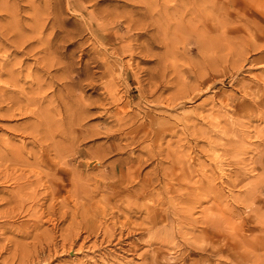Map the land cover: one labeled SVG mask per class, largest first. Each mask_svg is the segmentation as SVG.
<instances>
[{"label":"rangeland","instance_id":"1","mask_svg":"<svg viewBox=\"0 0 264 264\" xmlns=\"http://www.w3.org/2000/svg\"><path fill=\"white\" fill-rule=\"evenodd\" d=\"M263 154L264 0H0V264H264Z\"/></svg>","mask_w":264,"mask_h":264},{"label":"bare ground","instance_id":"2","mask_svg":"<svg viewBox=\"0 0 264 264\" xmlns=\"http://www.w3.org/2000/svg\"><path fill=\"white\" fill-rule=\"evenodd\" d=\"M191 1V0H190ZM205 3V2H204ZM216 5V4H215ZM215 5H213V8H210V9H208V8H203L202 9V11H203V13L204 14H207V13H210V15H211V11H213V10H215V8H217V10H219V7L218 6H215ZM150 6V5H149ZM215 7V8H214ZM205 11V12H204ZM208 15V14H207ZM206 15V16H207ZM145 18H146V16H145ZM206 19V18H205ZM133 21V20H132ZM134 23V22H133ZM136 23V22H135ZM178 23V22H177ZM126 24V23H125ZM142 24V23H141ZM143 26L145 27L146 26V24H143ZM146 28V27H145ZM144 28V29H145ZM213 43V42H212ZM215 44V43H214ZM170 48V47H169ZM7 71V70H6ZM7 72H9V74L11 75V77H12V81H16V77H15V69H14V65H11L10 66V69H9V71H7ZM21 72H18V74H20ZM17 77H18V75H17ZM78 100V99H77ZM79 107V106H78ZM79 116V115H78ZM81 116V115H80ZM78 119V118H77ZM80 119V118H79ZM16 149V148H15ZM13 153H15V155H16V152H13ZM12 153V154H13ZM167 153V152H166ZM151 155V154H150ZM31 156V155H30ZM16 157V156H15ZM263 157H264V154H263ZM145 158V157H144ZM165 158H167L169 161H171V165H170V169H171V167H172V170L170 171V169H166V167H165V169L166 170H168V171H170V172H172L173 170H174V168L175 167H182L181 165H179V164H181L182 163V160L180 159V157H178V156H176V158H174V156H172L170 153H167V155H166V157ZM147 159H150V158H146L144 161H147ZM18 160V159H17ZM21 160V159H20ZM24 160V159H23ZM11 161V160H10ZM44 161V160H43ZM130 161L131 160H129V161H127V164H128V166L131 164L130 163ZM17 162V161H16ZM138 162H139V166L141 165V163L143 162V160H142V158H138ZM201 162V161H200ZM15 163V162H14ZM130 163V164H129ZM29 164V163H28ZM169 166V165H168ZM141 167V166H140ZM203 167V166H202ZM218 169V168H217ZM221 170V169H220ZM12 171V170H11ZM222 171V170H221ZM164 172H167V171H164ZM163 172V173H164ZM223 172V171H222ZM13 173V172H12ZM183 173H185V172H183ZM183 173H181V174H183ZM220 173V172H219ZM51 174V173H50ZM52 174H54L55 176H56V174L55 173H52ZM162 174V173H161ZM41 175H43V174H41ZM49 175V174H48ZM112 175H113V172H112ZM155 176L154 177H152L151 176V178H149V181L147 182L148 183V185L149 184H154L156 181L158 182V181H162L163 180V177L164 176H167L168 177V173H166V174H163V175H160V174H154ZM221 175V178H222V174H220ZM19 176V175H18ZM45 176V175H44ZM46 177V176H45ZM148 177V176H147ZM190 177V176H189ZM18 178V177H17ZM21 178V177H20ZM28 179V178H27ZM39 181L42 179V177L40 176V178H37ZM148 179V178H147ZM174 179V178H173ZM175 179H176V176H175ZM185 179V178H184ZM188 179V178H187ZM192 179V178H191ZM204 179V178H203ZM171 180H172V178H171ZM221 180V179H220ZM27 181V180H26ZM135 181V180H134ZM137 181V180H136ZM183 181V180H182ZM207 184L209 185V184H211V181H213V180H211L210 178H208L207 180ZM32 182V181H31ZM34 182V181H33ZM46 182V181H45ZM142 182H144V181H142ZM185 182H186V180H185ZM189 182V181H188ZM191 182V181H190ZM198 182H200V181H198ZM24 183V182H23ZM47 183V182H46ZM138 183V182H137ZM167 183V182H166ZM182 183V182H181ZM141 184V183H140ZM140 184H138L139 186H140ZM40 185V184H39ZM24 186V185H23ZM142 187V186H141ZM140 187V188H141ZM216 187V186H215ZM144 188V187H143ZM206 188V187H205ZM208 188V187H207ZM214 189V188H213ZM169 190V189H168ZM218 190V189H217ZM217 190H216V192H217ZM170 191V190H169ZM168 191V192H169ZM188 191V190H187ZM221 191V190H220ZM51 192V191H50ZM200 192V191H199ZM215 192V191H214ZM49 193V192H48ZM197 193V192H196ZM211 193V192H210ZM192 194V193H191ZM201 194V193H200ZM55 195V194H54ZM197 195V194H196ZM210 195V194H209ZM208 195V197H205L204 198V195H202L203 197L202 198H204V199H206L207 198V200H208V198L210 197ZM215 195H217L218 197H220L221 196V193H219V192H217ZM199 196V195H198ZM213 196V195H212ZM216 197V196H215ZM198 199H199V197H198ZM217 199V198H216ZM218 199H221L222 200V198L220 197V198H218ZM19 200V199H18ZM199 200H201V199H199ZM192 201H193V199H192ZM217 201V200H216ZM223 201V200H222ZM187 202V205L189 204L190 205V203H189V201H186ZM190 202H191V200H190ZM195 202V201H194ZM203 202V201H202ZM185 203V202H184ZM183 203V204H184ZM95 205V204H94ZM186 205V204H185ZM131 207L130 208H132V207H134L133 205H130ZM157 212V211H156ZM156 212H155V210L154 209H148V214H149V217L151 218V220L153 221V219H154V214H156ZM90 213V212H89ZM92 213V212H91ZM216 214H218V213H216ZM86 218V217H85ZM219 221V220H218ZM81 224V223H80ZM113 224V227L115 228L116 227V225H117V223H116V221L115 222H113L112 223ZM78 225V224H77ZM81 227V226H80ZM102 227V226H101ZM112 227V228H113ZM110 227H108V225L105 227V230L106 231H108V229H109ZM123 227H121L120 229H122ZM76 229V228H75ZM79 229V228H78ZM81 229V228H80ZM79 229V230H80ZM102 229V228H101ZM123 230V229H122ZM78 231V230H77ZM135 230H129V233L130 232H134ZM114 232H115V230H114ZM122 232L123 231H121L120 232V235L122 234ZM104 235H106V234H104ZM119 235V236H120ZM69 237V236H68ZM78 237V234L75 236H72V238L70 239V241H69V243H70V247H72V245H73V242H75V240H76V238ZM104 237V236H103ZM85 238V237H84ZM122 238V235L119 237V239H121ZM86 239H87V237H86ZM85 240V239H84ZM80 241V240H79ZM122 241V240H121ZM137 241V240H136ZM131 243H132V241H131ZM77 244V243H76ZM126 244V243H125ZM128 244V243H127ZM116 245V244H115ZM135 245H137V244H135V243H132V244H130V246H132L133 248H134V246ZM63 246H65L64 244H63ZM96 246V245H95ZM121 246V245H120ZM129 245H128V247H130ZM83 247V245L81 244V246H80V249ZM94 247V246H93ZM123 247H124V245H123ZM135 247H137L138 249H139V247L138 246H135ZM67 249V248H66ZM82 249H84V247L82 248ZM123 249V248H122ZM136 249V248H135ZM71 250V249H70ZM69 251V250H68ZM127 251V250H126ZM135 251V250H134ZM108 252V251H107ZM136 252V251H135ZM134 253V252H133ZM132 254V253H131ZM135 255V254H134ZM37 261V260H36ZM37 263H39V262H37ZM32 264H33V261H32Z\"/></svg>","mask_w":264,"mask_h":264}]
</instances>
